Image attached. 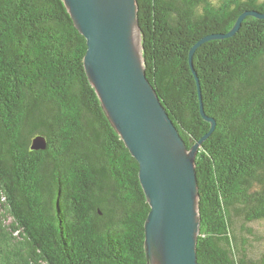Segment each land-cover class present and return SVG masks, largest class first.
I'll return each instance as SVG.
<instances>
[{"label": "trees", "instance_id": "trees-1", "mask_svg": "<svg viewBox=\"0 0 264 264\" xmlns=\"http://www.w3.org/2000/svg\"><path fill=\"white\" fill-rule=\"evenodd\" d=\"M147 77L196 158L199 264H264V0H138ZM204 39L194 52L192 50ZM64 0H0V264H148L140 165ZM42 135L45 149H32Z\"/></svg>", "mask_w": 264, "mask_h": 264}, {"label": "water", "instance_id": "water-1", "mask_svg": "<svg viewBox=\"0 0 264 264\" xmlns=\"http://www.w3.org/2000/svg\"><path fill=\"white\" fill-rule=\"evenodd\" d=\"M75 26L87 39L84 65L110 122L140 165L150 205L145 221L148 264H199L200 192L196 158L209 133L191 147L147 77L138 0H64ZM241 15L227 37L235 34ZM195 46L192 52L204 41ZM38 135L32 149H45Z\"/></svg>", "mask_w": 264, "mask_h": 264}, {"label": "rangeland", "instance_id": "rangeland-1", "mask_svg": "<svg viewBox=\"0 0 264 264\" xmlns=\"http://www.w3.org/2000/svg\"><path fill=\"white\" fill-rule=\"evenodd\" d=\"M237 230H241L250 238V253L253 256L260 255L264 251V221L244 222L238 219L235 223Z\"/></svg>", "mask_w": 264, "mask_h": 264}]
</instances>
